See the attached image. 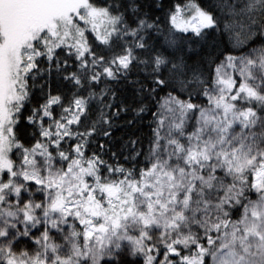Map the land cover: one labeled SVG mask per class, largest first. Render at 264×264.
Here are the masks:
<instances>
[{"label": "snow or ice", "instance_id": "6c2138e0", "mask_svg": "<svg viewBox=\"0 0 264 264\" xmlns=\"http://www.w3.org/2000/svg\"><path fill=\"white\" fill-rule=\"evenodd\" d=\"M0 264H264V0H0Z\"/></svg>", "mask_w": 264, "mask_h": 264}]
</instances>
